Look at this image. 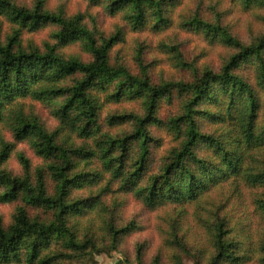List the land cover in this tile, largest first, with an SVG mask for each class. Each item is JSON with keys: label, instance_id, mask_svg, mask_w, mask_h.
Segmentation results:
<instances>
[{"label": "trees", "instance_id": "16d2710c", "mask_svg": "<svg viewBox=\"0 0 264 264\" xmlns=\"http://www.w3.org/2000/svg\"><path fill=\"white\" fill-rule=\"evenodd\" d=\"M108 1L109 12L124 11L132 30L142 31L150 21L159 29L164 22L162 0ZM228 1L246 11L264 12V0ZM213 15L211 21L198 13L185 26L210 44L234 51L221 69L193 71L191 82L155 85L147 75H133L126 67L112 64V49L124 41L120 31L96 37L80 15L66 19L41 4L31 9L0 0V18L15 25L11 35L3 38L0 24V128L8 129L17 142L28 141L48 163L54 182V192L49 194L39 169L34 184L30 162L23 154L19 160L24 177L6 171L14 144L0 141V201L24 205L8 227L0 220V264H58L63 255L97 250L94 237L78 234L79 222L101 207L100 196L83 197L75 191L106 179L105 193L132 194L149 209L199 202L211 190L239 181L263 190L254 196L253 207L264 224V32L245 44L221 25L223 13L215 8ZM47 24L59 26L54 35L58 44L47 43L44 50L24 44V31L32 33ZM78 41L91 61L60 52L59 46ZM246 66L254 70L251 81L240 73ZM175 92L184 97L181 114L163 126L177 145L152 171L154 140L148 128L159 126V104ZM99 96L115 103L141 101L145 114L109 118L110 127L127 122L133 127L130 134L113 136L102 131ZM23 99L49 105L60 128L48 131L34 114H27L20 104ZM206 126L213 129L205 131ZM60 130L68 131L67 139L58 140ZM76 138L82 144L77 146ZM86 142L91 144L85 146ZM27 207L51 213L50 220L31 218ZM106 223L115 238L132 230L115 228L114 219ZM213 233L214 254L208 264H264V239L248 250L250 242L237 240L223 221L215 224Z\"/></svg>", "mask_w": 264, "mask_h": 264}, {"label": "rangeland", "instance_id": "374dc122", "mask_svg": "<svg viewBox=\"0 0 264 264\" xmlns=\"http://www.w3.org/2000/svg\"><path fill=\"white\" fill-rule=\"evenodd\" d=\"M20 7L34 8L41 4L44 10L63 15L70 19L82 16L83 24L96 37L112 36L118 31L124 35V41L117 44L111 51L112 64L126 67L133 75H147L149 80L159 85L167 82H191L193 71L211 68L219 71L233 50L220 44H210L202 34L186 27V23L199 13L203 19L213 20V10L223 13L221 25L248 44L253 38L264 32V12L258 10L246 11L232 5L228 0H162L164 22L154 28L150 21L142 31L132 30L124 11L111 14L108 10L109 1L93 2L92 0H12ZM214 8V9H213ZM2 37L11 35L15 25L7 19L0 18ZM56 24H47L35 32L23 33V42L27 46L33 44L45 49V44L55 45L58 40L54 35L59 31ZM60 52L67 56H76L85 62L91 61L81 43L75 42L68 46H59ZM247 80L251 81L254 70L246 66L240 70ZM102 109L99 121L102 131L113 136L130 134V122L122 126L110 127L108 119L113 116L144 115L145 109L141 101L121 100L114 102L99 96ZM184 97L175 92L170 98L165 97L159 104L157 118L159 126L149 127L150 137L154 142L150 149V168L157 171L163 157L177 144L169 136L163 126L171 117L181 114ZM27 114L37 117L50 132H56L60 123L53 116L49 105L39 104L30 99L20 100ZM128 120V119H127ZM213 128L205 127V131ZM66 130H60L58 140L67 139ZM14 144L5 164L6 171L16 177H24V169L19 160L23 154L30 162V180L35 184L38 170L43 169L44 181L49 194L54 192V182L47 171L45 159L35 154L28 141L17 142L5 127L0 128V141ZM76 145L82 140L76 138ZM91 142H86L87 144ZM136 153V149H133ZM95 167L99 165L95 163ZM109 181H99L97 184L83 189H77L76 195L100 196L102 203L98 211L84 218L79 223L78 237H94L98 243L95 251H86L85 255H63L58 264H208L214 254V227L218 221H223L236 236L237 240L256 244L264 239V224L260 222L253 207V199L263 190L253 189L237 181L235 184H225L211 190L199 202L184 205H164L155 209L146 208L132 194L105 193L104 186ZM114 188L117 185L113 183ZM2 190H0V194ZM21 201L2 203L0 201V220L4 227L12 223V218ZM31 218L38 217L48 221L51 213L37 207H27ZM115 220V228H132L130 232H122L118 238L110 232L107 221ZM79 231V230H78ZM176 236V237H175ZM24 264V263H22ZM247 264H257L250 261Z\"/></svg>", "mask_w": 264, "mask_h": 264}]
</instances>
